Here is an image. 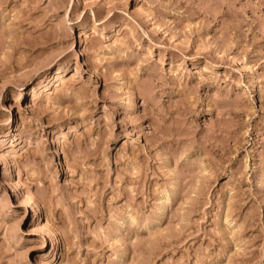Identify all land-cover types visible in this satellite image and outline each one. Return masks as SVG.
Wrapping results in <instances>:
<instances>
[{"label":"rangeland","instance_id":"rangeland-1","mask_svg":"<svg viewBox=\"0 0 264 264\" xmlns=\"http://www.w3.org/2000/svg\"><path fill=\"white\" fill-rule=\"evenodd\" d=\"M263 176L264 0H0V264H264Z\"/></svg>","mask_w":264,"mask_h":264},{"label":"bare ground","instance_id":"bare-ground-1","mask_svg":"<svg viewBox=\"0 0 264 264\" xmlns=\"http://www.w3.org/2000/svg\"><path fill=\"white\" fill-rule=\"evenodd\" d=\"M78 2H79V1H78ZM132 98H133V97H132ZM132 98L129 99V103H130L131 107L134 106V104H135V103H134V100H133ZM135 105H136V104H135ZM134 108H135V107H134ZM260 181H261V180H260ZM262 185H264V176L262 177ZM35 212H36V210H35Z\"/></svg>","mask_w":264,"mask_h":264}]
</instances>
